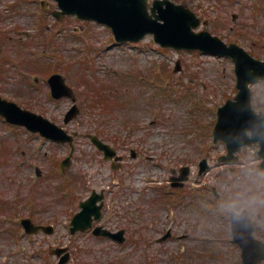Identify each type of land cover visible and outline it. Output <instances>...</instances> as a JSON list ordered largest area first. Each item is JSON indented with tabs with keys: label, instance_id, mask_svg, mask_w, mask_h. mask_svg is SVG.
Segmentation results:
<instances>
[{
	"label": "rangeland",
	"instance_id": "374dc122",
	"mask_svg": "<svg viewBox=\"0 0 264 264\" xmlns=\"http://www.w3.org/2000/svg\"><path fill=\"white\" fill-rule=\"evenodd\" d=\"M45 1L46 8L42 0H0L1 93L75 134V150L63 171L69 143L0 115V264H58L50 249L59 246L72 251L67 264H242L223 205L242 189L264 193V170L258 143L241 147L237 162L218 160L227 146L213 142V129L217 108L238 92L234 62L162 48L150 34L117 43L107 25L76 15L58 20L51 14L57 0ZM173 1L201 17L197 30L264 59V0ZM53 72L75 92L80 112L69 123L64 116L73 101L52 97ZM252 103L264 110V80L252 85ZM91 132L117 148L121 166L104 158ZM204 157L209 167L200 174ZM184 165L191 167L190 178L184 190L175 189L171 170ZM93 190L105 191L99 223L125 228L124 243L69 231ZM24 217L54 224L55 232L30 235ZM169 228L172 236L159 241Z\"/></svg>",
	"mask_w": 264,
	"mask_h": 264
},
{
	"label": "water",
	"instance_id": "95a60500",
	"mask_svg": "<svg viewBox=\"0 0 264 264\" xmlns=\"http://www.w3.org/2000/svg\"><path fill=\"white\" fill-rule=\"evenodd\" d=\"M58 2L62 11H53L58 17L76 13L80 18L106 23L112 27L117 41H138L147 33H152L155 41L163 47L198 49L213 54L230 56L235 62L239 92L234 99H229L218 110V121L214 130L215 141L223 139L227 143L230 151V156L227 158L232 161L237 157H232L231 154L233 155V152L240 146L259 142V154L263 158L260 166L264 167V112H256L251 104V84L264 79V60L253 57L237 43H226L208 30L196 31L195 28L200 25L201 19L192 9L183 4H176L171 0H154L151 12L148 8V0H58ZM179 69L180 66L178 65L176 70ZM49 82L56 98L64 95L73 96L71 87L66 84L61 74H53ZM0 112L10 121L26 124L29 128L39 130L48 137L73 142V136L48 118L22 109L17 103L2 97H0ZM78 112V107L74 105L67 113L65 121H70ZM249 130L252 135L248 134ZM89 136L99 148L105 151L106 158L116 154V151L100 140L98 136L92 134ZM70 160L71 155L63 160L62 167L65 168ZM206 167V159H204L201 162L200 172ZM180 171L181 175L177 178L186 179L189 167L185 166ZM174 184L183 185V183ZM102 197V195L94 193L90 198L81 202L82 210L75 214L71 222L72 232L91 227L93 215L97 219L100 218L102 204L98 205L97 201ZM22 223L29 232H38L40 228L46 232H53L54 230L51 225H35L28 218L23 219ZM95 232L97 234H112L119 240H124L123 230L114 234L98 226ZM169 235L170 232L163 239ZM65 250L66 248H56L52 252L60 255ZM69 258L70 254L66 253L62 256L59 264H65ZM250 264L253 263L250 261Z\"/></svg>",
	"mask_w": 264,
	"mask_h": 264
},
{
	"label": "flooded vegetation",
	"instance_id": "af4514ba",
	"mask_svg": "<svg viewBox=\"0 0 264 264\" xmlns=\"http://www.w3.org/2000/svg\"><path fill=\"white\" fill-rule=\"evenodd\" d=\"M2 84H3L2 79H0V94H2L1 92H3L2 90L4 89V87H2ZM228 217H230L229 231H230V234L233 236L232 229H231V212L228 213ZM240 221H241L242 226H243V235L247 241L246 246L249 250L248 254L252 257H255V256H259L260 253H264V211L257 212L255 215H251V214L248 215L246 213L245 215L240 216ZM102 225H104L105 227H108L103 223H102ZM251 227H255V230L253 231V236L255 239L261 240L262 241L261 243H259V244L256 243V245H255V240L252 238L250 240L248 238L251 236V234L249 232ZM108 228H110L111 230H115V229H112L111 226H109ZM91 231H92V229H90L87 232L92 233ZM101 238L109 239L108 237H103V236H101ZM237 246L239 248V254L242 255L241 248H240L239 244H237ZM260 264H264V262L262 261Z\"/></svg>",
	"mask_w": 264,
	"mask_h": 264
},
{
	"label": "clouds",
	"instance_id": "9594fccd",
	"mask_svg": "<svg viewBox=\"0 0 264 264\" xmlns=\"http://www.w3.org/2000/svg\"><path fill=\"white\" fill-rule=\"evenodd\" d=\"M223 206L226 211L234 212L236 215L245 211L255 215L257 212L264 211V193L242 189L231 194Z\"/></svg>",
	"mask_w": 264,
	"mask_h": 264
}]
</instances>
